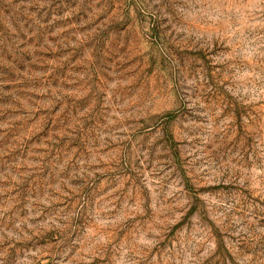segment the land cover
<instances>
[{
    "label": "rangeland",
    "instance_id": "374dc122",
    "mask_svg": "<svg viewBox=\"0 0 264 264\" xmlns=\"http://www.w3.org/2000/svg\"><path fill=\"white\" fill-rule=\"evenodd\" d=\"M0 264H264V0H0Z\"/></svg>",
    "mask_w": 264,
    "mask_h": 264
}]
</instances>
